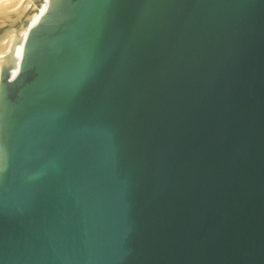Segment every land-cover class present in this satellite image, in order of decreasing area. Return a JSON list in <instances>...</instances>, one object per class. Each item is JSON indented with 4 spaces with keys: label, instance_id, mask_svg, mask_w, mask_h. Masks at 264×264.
Segmentation results:
<instances>
[{
    "label": "water",
    "instance_id": "obj_1",
    "mask_svg": "<svg viewBox=\"0 0 264 264\" xmlns=\"http://www.w3.org/2000/svg\"><path fill=\"white\" fill-rule=\"evenodd\" d=\"M0 264H264V0H50L0 71Z\"/></svg>",
    "mask_w": 264,
    "mask_h": 264
},
{
    "label": "bare ground",
    "instance_id": "obj_2",
    "mask_svg": "<svg viewBox=\"0 0 264 264\" xmlns=\"http://www.w3.org/2000/svg\"><path fill=\"white\" fill-rule=\"evenodd\" d=\"M21 1L23 0H0V15H4L7 9H17ZM22 4L23 3H21V5ZM49 5L50 0H42L40 3V8L34 15L31 24L26 23V25L20 30H11L7 33V38L4 39V41H2L0 44V71L5 61L6 55L12 52L14 49L24 46L27 34L31 26L42 19Z\"/></svg>",
    "mask_w": 264,
    "mask_h": 264
},
{
    "label": "rangeland",
    "instance_id": "obj_3",
    "mask_svg": "<svg viewBox=\"0 0 264 264\" xmlns=\"http://www.w3.org/2000/svg\"><path fill=\"white\" fill-rule=\"evenodd\" d=\"M41 1L23 0L21 1L23 4L20 3L17 9H7L4 15H0V44L7 38L9 31L20 30L25 26V23L31 24L34 15L40 8Z\"/></svg>",
    "mask_w": 264,
    "mask_h": 264
}]
</instances>
